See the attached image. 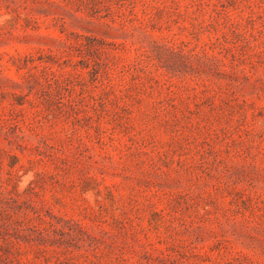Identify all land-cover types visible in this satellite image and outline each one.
Instances as JSON below:
<instances>
[{"label": "rangeland", "instance_id": "rangeland-1", "mask_svg": "<svg viewBox=\"0 0 264 264\" xmlns=\"http://www.w3.org/2000/svg\"><path fill=\"white\" fill-rule=\"evenodd\" d=\"M0 264H264V0H0Z\"/></svg>", "mask_w": 264, "mask_h": 264}]
</instances>
